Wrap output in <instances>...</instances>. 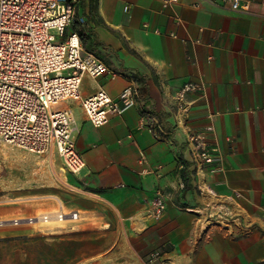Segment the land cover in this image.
<instances>
[{
  "label": "crops",
  "instance_id": "crops-1",
  "mask_svg": "<svg viewBox=\"0 0 264 264\" xmlns=\"http://www.w3.org/2000/svg\"><path fill=\"white\" fill-rule=\"evenodd\" d=\"M76 13L78 29L70 33L81 31L115 73L85 76L82 96L102 89L118 100L134 83L140 90L134 106L100 127L81 108L74 111L86 165L70 174L71 199H59L56 211L79 213L83 230L98 218L106 233L119 234L86 261L264 264V7L80 0ZM189 82L202 90L189 96L185 114L175 94ZM210 126L219 158L197 166L188 133ZM4 185L0 222H8L1 229L8 232L15 192L8 179ZM159 193L165 210L157 218Z\"/></svg>",
  "mask_w": 264,
  "mask_h": 264
},
{
  "label": "built area",
  "instance_id": "built-area-1",
  "mask_svg": "<svg viewBox=\"0 0 264 264\" xmlns=\"http://www.w3.org/2000/svg\"><path fill=\"white\" fill-rule=\"evenodd\" d=\"M164 6L181 0H161ZM221 3L234 11L249 12L264 0H204ZM80 0H0V142L42 155L57 151L70 173L85 168L75 134L74 111L81 108L96 127L111 116L134 106L140 97L137 84L126 87L118 100L100 90L84 98L81 85L85 76L99 78L115 73L98 56L85 50L80 35L67 30L76 18ZM83 21V20H82ZM144 28H148L144 24ZM159 32V31H156ZM198 83L189 82L175 99L185 114L193 105L191 94L201 92ZM214 129L188 133L192 161L197 166L218 160L211 146ZM162 194L153 202L155 217L165 210ZM61 220H78L79 213H55ZM155 254L152 261L156 262Z\"/></svg>",
  "mask_w": 264,
  "mask_h": 264
},
{
  "label": "rangeland",
  "instance_id": "rangeland-1",
  "mask_svg": "<svg viewBox=\"0 0 264 264\" xmlns=\"http://www.w3.org/2000/svg\"><path fill=\"white\" fill-rule=\"evenodd\" d=\"M70 174L57 151L38 155L0 142V191L8 179L15 192L10 230L1 232L8 222H0V264H90L85 255L97 256L117 239L119 234L106 233L98 218L85 230L81 218L39 222L57 212L59 199L70 201Z\"/></svg>",
  "mask_w": 264,
  "mask_h": 264
},
{
  "label": "bare ground",
  "instance_id": "bare-ground-1",
  "mask_svg": "<svg viewBox=\"0 0 264 264\" xmlns=\"http://www.w3.org/2000/svg\"><path fill=\"white\" fill-rule=\"evenodd\" d=\"M56 213V212H54ZM54 213H50V216H43L39 219V222L41 223H54V222H60L63 221L59 218L58 215H55ZM66 213V212H65ZM69 213V212H68ZM54 214V215H53ZM68 221V220H67ZM71 221V220H70ZM75 221V220H74Z\"/></svg>",
  "mask_w": 264,
  "mask_h": 264
},
{
  "label": "trees",
  "instance_id": "trees-1",
  "mask_svg": "<svg viewBox=\"0 0 264 264\" xmlns=\"http://www.w3.org/2000/svg\"><path fill=\"white\" fill-rule=\"evenodd\" d=\"M78 22L76 21V20H74V22H73V27H74V29H78ZM79 33H80V36H81V38H82V42H83V44H84V47H85V49H86V51H88V52H90V53H93L92 51H91V49H89L88 47H87V42H86V40H85V36L83 35V33L81 32V31H79Z\"/></svg>",
  "mask_w": 264,
  "mask_h": 264
}]
</instances>
